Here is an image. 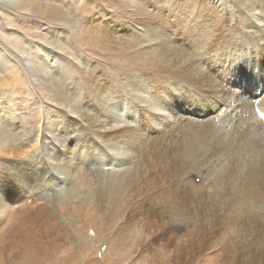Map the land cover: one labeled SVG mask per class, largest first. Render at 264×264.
Instances as JSON below:
<instances>
[{"label":"rangeland","instance_id":"1","mask_svg":"<svg viewBox=\"0 0 264 264\" xmlns=\"http://www.w3.org/2000/svg\"><path fill=\"white\" fill-rule=\"evenodd\" d=\"M64 1L73 5L72 32L25 13H17L20 29H10L27 46L34 45L36 37L39 43L42 39L52 40L53 46L63 43L64 64L52 69L58 75L53 79L72 93L80 121L44 96L52 93L53 88L45 86L49 79L39 67L32 70L26 56L17 55L0 38V59H4L0 75L5 76L0 115L13 110L16 116L11 130L14 142L0 145V264H264V157L250 159L231 146L215 144L193 153L187 141L192 130L186 124V151L198 157L190 173L148 126L141 130L147 131L150 141L138 155L133 149L134 162L120 148L98 146L90 153L82 144V136L89 133L84 108L91 98V80L112 79L113 88L119 89L123 84L119 78L132 72L137 58L134 52L120 53L108 42L84 37L87 18L93 29L111 25L115 36L114 23L122 10L116 0ZM221 1H231L229 8H243L238 0L237 4ZM107 15L113 20L104 18ZM78 24L81 27L76 28ZM29 28L31 32H21ZM50 49L45 56H60L61 51ZM11 72L18 78L12 79ZM247 82L246 78V88ZM141 83L132 85V99H141L140 92L145 91ZM119 93L105 106L113 111L109 115L123 119L119 110L126 98ZM63 126H68L66 132ZM177 135L181 137L180 132ZM107 168L116 172L117 191L105 174Z\"/></svg>","mask_w":264,"mask_h":264},{"label":"bare ground","instance_id":"2","mask_svg":"<svg viewBox=\"0 0 264 264\" xmlns=\"http://www.w3.org/2000/svg\"><path fill=\"white\" fill-rule=\"evenodd\" d=\"M116 1L122 10L117 13L114 23L115 36L110 32L111 25L109 28L104 25L103 30L93 29L87 18L82 27L84 37L108 42L120 53L134 52L137 59L135 66L130 69L132 72L126 75L123 72L125 76L119 78L123 83L119 89L113 88L115 84L112 79L100 83L96 78V86L91 80V98L85 101L84 108L87 121L85 128L89 133L86 138L82 136V144L87 146L89 152L98 146L120 148L134 162L133 149L138 155L143 144L150 141L147 131L148 135H144L145 132L141 130L148 126L157 133L155 135L159 141L165 142L167 149L176 154L180 165L187 168L188 172L191 171L193 160L198 158L193 153L210 150L213 144L231 146L236 154L250 159L264 157V123L257 116L258 110L264 113V0H238L243 8H229L228 4L232 5V2L221 0H211L210 3L206 0H185V4L184 0ZM180 3L183 5L179 6ZM72 7L71 3L64 0H0V38L16 50L17 55L26 56L32 70L37 72L39 67L43 76L49 79L45 86L52 87V93L44 92V96L50 102L66 108L70 117L80 121L79 106L72 98V93L62 85L56 86L53 79L54 76L58 78V75L52 69L60 63L64 64L63 43L57 41L53 46L55 42L42 38L39 43L36 37L33 38L35 44L30 42L27 46L24 38L20 35L14 37L10 29L12 26L20 29L17 13H25L52 20L72 32L76 23L72 17ZM104 18L113 20L111 15ZM31 30L22 29L21 32L27 34ZM50 48L61 51L60 56H45ZM2 60L0 64L4 63ZM63 69L69 71L68 67L63 66ZM8 74L12 75V79L18 78L14 72ZM4 77V74L0 75L2 88ZM135 81L142 82L145 90L140 92L141 99H132L134 93L131 90ZM242 87L244 90L240 91ZM117 92L124 93L126 98L124 107L119 110L123 112L119 114L123 119L109 115L113 111H108L109 108L105 106ZM247 94L250 98L246 97ZM224 102L229 103L228 107L219 108ZM228 110L230 113L226 114ZM208 113L213 114L208 117L205 115ZM126 116L129 119H125ZM15 117L13 110L5 117L0 115V120L3 119L0 121V145L9 140L14 142L11 130ZM185 124L192 130L187 141L193 153L186 151L187 143L183 136ZM63 130L66 132L68 126H63ZM67 138L73 140L69 135ZM105 172L117 191L120 183L114 184L118 180L116 172Z\"/></svg>","mask_w":264,"mask_h":264}]
</instances>
